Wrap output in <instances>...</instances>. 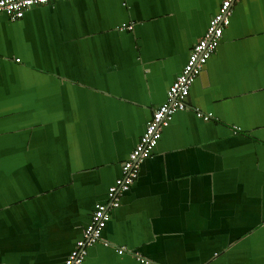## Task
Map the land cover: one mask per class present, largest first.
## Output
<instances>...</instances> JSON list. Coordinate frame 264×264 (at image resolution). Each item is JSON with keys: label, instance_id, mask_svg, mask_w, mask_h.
<instances>
[{"label": "crops", "instance_id": "1", "mask_svg": "<svg viewBox=\"0 0 264 264\" xmlns=\"http://www.w3.org/2000/svg\"><path fill=\"white\" fill-rule=\"evenodd\" d=\"M221 1L0 14V264H62ZM186 100L81 264H264V0L232 5Z\"/></svg>", "mask_w": 264, "mask_h": 264}, {"label": "built area", "instance_id": "2", "mask_svg": "<svg viewBox=\"0 0 264 264\" xmlns=\"http://www.w3.org/2000/svg\"><path fill=\"white\" fill-rule=\"evenodd\" d=\"M51 1L55 0H0V14H5L10 21H16L29 7ZM238 1L222 0L218 11L210 17L203 35L193 43L182 70L168 86L165 100L153 110L137 143L122 161L120 176L108 187L107 201L94 204L90 221L83 229L81 238L76 241L62 264H81L87 254V247L101 239L102 230L110 219V210L119 205L122 193L137 178L139 164L151 155L162 129L169 124L176 111L188 108L186 99L190 86L217 48L223 29L229 25L231 7ZM126 28L130 30L132 25ZM195 115L203 120L212 118V113L199 109H195ZM117 251L122 253L124 249L119 248Z\"/></svg>", "mask_w": 264, "mask_h": 264}]
</instances>
